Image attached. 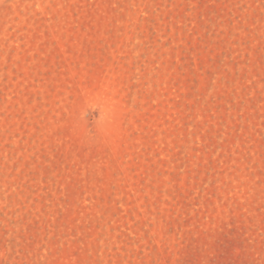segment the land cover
<instances>
[{
	"label": "rangeland",
	"instance_id": "374dc122",
	"mask_svg": "<svg viewBox=\"0 0 264 264\" xmlns=\"http://www.w3.org/2000/svg\"><path fill=\"white\" fill-rule=\"evenodd\" d=\"M0 264H264V0H0Z\"/></svg>",
	"mask_w": 264,
	"mask_h": 264
}]
</instances>
